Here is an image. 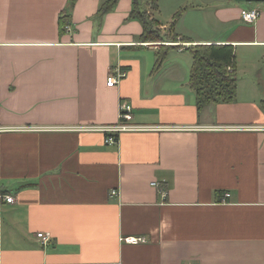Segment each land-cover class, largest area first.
Returning <instances> with one entry per match:
<instances>
[{
    "label": "crops",
    "instance_id": "obj_1",
    "mask_svg": "<svg viewBox=\"0 0 264 264\" xmlns=\"http://www.w3.org/2000/svg\"><path fill=\"white\" fill-rule=\"evenodd\" d=\"M103 1L0 0V264H264V0H140L163 42ZM204 45L232 46L237 87L198 112Z\"/></svg>",
    "mask_w": 264,
    "mask_h": 264
},
{
    "label": "trees",
    "instance_id": "obj_2",
    "mask_svg": "<svg viewBox=\"0 0 264 264\" xmlns=\"http://www.w3.org/2000/svg\"><path fill=\"white\" fill-rule=\"evenodd\" d=\"M72 7L77 0H68ZM158 0H147L149 10H157ZM118 0H105L98 9L96 18L100 20L108 13L112 12ZM146 6V7H147ZM140 0L132 1V10L127 20L138 21L143 28L141 35L142 42H163L164 37L159 33V25L149 17L147 8H142ZM179 13L176 15V19ZM69 15L64 13L60 19V31L64 32L69 23ZM177 36H174L176 41ZM181 42H187L184 38ZM193 63L190 70L189 87L194 92L196 98V108L200 112L203 108L211 104L231 103L235 99L237 80L234 66L235 57L232 46L227 45H204L189 48ZM164 53H158L156 69L164 61Z\"/></svg>",
    "mask_w": 264,
    "mask_h": 264
},
{
    "label": "built area",
    "instance_id": "obj_3",
    "mask_svg": "<svg viewBox=\"0 0 264 264\" xmlns=\"http://www.w3.org/2000/svg\"><path fill=\"white\" fill-rule=\"evenodd\" d=\"M241 19L246 23H253L255 22L259 16L260 12L258 10H242L240 12ZM125 76L124 73H117L116 75L110 74L107 78V86L112 87L118 84L122 78ZM119 119L120 125L115 127H108L100 129L102 132L107 133L108 137L105 140V143L108 145H115L117 143L116 139L110 134L119 133L123 130L132 129V127L125 125L127 122L132 120V106L127 103H121L119 108ZM125 123V124H123ZM116 192L112 191V195H115ZM229 197V194H225L223 196V201ZM0 199L8 204H13L14 199L10 196H0ZM36 237L41 241L42 245H46L51 240V235L48 233H38ZM129 244H139L144 242V238H124L123 240Z\"/></svg>",
    "mask_w": 264,
    "mask_h": 264
},
{
    "label": "rangeland",
    "instance_id": "obj_4",
    "mask_svg": "<svg viewBox=\"0 0 264 264\" xmlns=\"http://www.w3.org/2000/svg\"><path fill=\"white\" fill-rule=\"evenodd\" d=\"M177 21H178V20H175V26H176V24H177V28H176V30L174 29L175 26L173 27L172 30L175 31V32L183 31V27H184V25H182V24H178ZM160 32H161V31H159V33H160ZM160 35H161V33H160ZM172 39H174V36H173V37H170L169 40L172 41ZM167 42H168V41H167ZM176 42H179V41H176Z\"/></svg>",
    "mask_w": 264,
    "mask_h": 264
}]
</instances>
